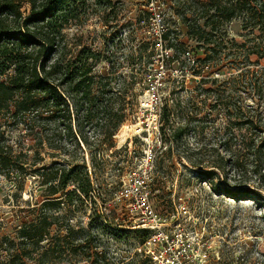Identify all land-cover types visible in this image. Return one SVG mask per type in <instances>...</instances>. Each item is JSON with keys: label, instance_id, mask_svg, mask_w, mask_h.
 Returning a JSON list of instances; mask_svg holds the SVG:
<instances>
[{"label": "trees", "instance_id": "obj_1", "mask_svg": "<svg viewBox=\"0 0 264 264\" xmlns=\"http://www.w3.org/2000/svg\"><path fill=\"white\" fill-rule=\"evenodd\" d=\"M175 1L177 10L185 7L186 12L179 13V18L188 29L189 39L207 46L205 56L193 58L194 63H203V67L211 63L219 73L240 71L228 80L233 90L226 93L224 86L225 96L213 106L227 120L224 135L212 147L218 156L211 165L214 169L206 170L190 157L187 160L209 180L227 176L228 163L241 176L251 162L254 172L264 179V67L254 69L264 60V0ZM118 3L119 0H0V175L15 184L16 193L24 189L29 175L38 176L41 192L33 207L36 215L20 223L16 237L0 238V264L67 263L66 244L72 229L57 225V216L50 210L55 205L84 204L94 198L95 212L108 221L109 216L99 206L103 202L108 212L113 197L100 201L101 195L93 196V178L103 170L108 151L115 147V134L129 119L133 105L137 106V95L127 101L126 92L137 83L143 84L144 79L134 75L130 85L121 86L107 35L104 53L83 41L80 27L91 15L102 18L104 25L118 26ZM237 19L243 21L244 30L261 32L259 46L254 45L246 53L228 49L224 35L219 33ZM72 27L79 29L70 36ZM171 33L166 28L160 36L162 41H169V48L175 45ZM155 52L152 50L151 56ZM173 58L176 60L175 55ZM102 61L109 66L106 73L97 71ZM217 80H212V85ZM237 89L246 97H237ZM185 109L186 125L175 130L174 138L184 137L186 126L193 120L189 106ZM163 117L162 114L161 129ZM90 131L94 133L92 141ZM14 132L18 134L14 136ZM171 154L172 147H168L163 155ZM47 158L54 160L46 163ZM243 182L241 178L239 185L243 186ZM223 191L233 198L261 197L249 189ZM26 203L30 205L31 201ZM101 229L106 233L105 227ZM85 242L78 238L73 257H85L88 250L87 258L92 264H111L105 262L102 253L87 249Z\"/></svg>", "mask_w": 264, "mask_h": 264}, {"label": "rangeland", "instance_id": "obj_2", "mask_svg": "<svg viewBox=\"0 0 264 264\" xmlns=\"http://www.w3.org/2000/svg\"><path fill=\"white\" fill-rule=\"evenodd\" d=\"M175 3V0H119L116 13L119 16L118 26L104 25L102 18L91 15L86 24L80 27L83 41L104 53L107 52L104 35H107V46L113 54L121 86L130 85L135 79L134 75L138 79L139 76L143 77L144 83H137L126 92L127 101L135 98L134 94L137 95V106L133 105L129 119L115 134V147L108 151L103 170L97 171L93 178V196L101 195L100 201L110 196L116 199L112 200V209L108 212L104 203L100 202L102 207L99 208L104 215L109 216L108 221L100 218L97 210L95 212L94 198H88L84 204L75 202L71 206L62 204L50 207L57 216V225L61 229L66 226L72 229L66 244V264H92L87 258L88 250L84 252L85 257L72 256L79 237L85 239L87 249L102 253L106 257L105 262L147 264L140 247L148 233L138 232L142 228L136 225L137 210L129 206V199L120 193L133 170L141 174L144 172V157L149 150L154 159L150 173L153 180L150 185L151 203L163 214L167 210L171 213L174 203L188 206V218L194 221L191 230L202 242L207 243V257L203 264H264V179L254 172L252 162L245 165L248 171L241 176L228 163L227 176L222 174L209 180L187 160L190 157L192 161L201 162L206 170L214 169L211 165L218 156L212 147L224 135L227 120L222 113L217 114L219 108L213 106L225 96L222 91L224 86L227 87L226 93L233 90L228 80L240 71L225 70L219 73L218 68L212 67L211 63L206 67H203V63H194L193 58L205 56L203 53L207 46L189 39L188 29L179 18L180 14L186 12L185 7L177 10ZM166 28L172 32L173 48H169V41L160 39ZM78 29L72 27L70 36ZM219 33L224 35L228 49L236 54L242 51L246 53L261 42V32L258 29L244 30L241 19L232 21ZM154 49L156 52L151 56ZM252 59L257 60L256 56ZM261 63L262 66H255L254 69L264 67V60ZM108 67L107 62L102 61L97 71L106 73ZM160 76L163 85L159 90V100L150 107L149 90L152 82ZM215 79L218 80L212 85ZM210 88L218 90L211 92L207 90ZM234 93L237 97H246L239 89ZM187 105L192 111L189 116L193 120L186 126L184 137L174 138L175 130L186 125ZM162 114L164 121L161 129ZM89 133L92 141L94 133ZM17 134L13 133L14 136ZM81 146L85 148L83 144ZM168 147H172V154L163 155ZM84 155L92 170L87 150ZM53 160L47 158L45 162L51 163ZM241 178L245 180L243 186L239 185ZM38 180V176L29 175L24 189L16 193L15 184L0 175V238L3 235L14 236L22 221L36 215L33 207L41 193ZM223 189H249L260 193L261 197L259 200L233 198L225 194ZM26 201H31V204L28 205ZM101 227L106 228V233Z\"/></svg>", "mask_w": 264, "mask_h": 264}, {"label": "built area", "instance_id": "obj_3", "mask_svg": "<svg viewBox=\"0 0 264 264\" xmlns=\"http://www.w3.org/2000/svg\"><path fill=\"white\" fill-rule=\"evenodd\" d=\"M162 85L161 76L152 82L149 90L150 107L158 102ZM144 160V172L141 174L138 170H133L128 183L122 185L120 195L129 199L128 205L137 210V227L148 231L140 247L147 264H203L207 257V243L202 242L191 230L194 221L188 218V206L185 203L179 206L174 203L171 213L167 211L166 214L156 210L151 203L150 185L153 180L150 173L154 167L151 150L146 152Z\"/></svg>", "mask_w": 264, "mask_h": 264}]
</instances>
